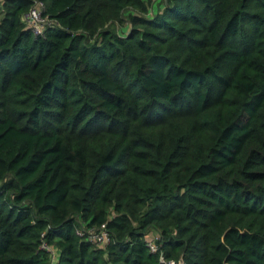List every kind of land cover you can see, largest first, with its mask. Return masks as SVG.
<instances>
[{
    "label": "trees",
    "instance_id": "trees-1",
    "mask_svg": "<svg viewBox=\"0 0 264 264\" xmlns=\"http://www.w3.org/2000/svg\"><path fill=\"white\" fill-rule=\"evenodd\" d=\"M156 2L0 0V264H264V0Z\"/></svg>",
    "mask_w": 264,
    "mask_h": 264
},
{
    "label": "built area",
    "instance_id": "built-area-1",
    "mask_svg": "<svg viewBox=\"0 0 264 264\" xmlns=\"http://www.w3.org/2000/svg\"><path fill=\"white\" fill-rule=\"evenodd\" d=\"M43 3L41 1H38L34 7L31 8V10L27 13L28 15V21L31 27L36 32H42L44 29V26L50 23L49 17L42 16V8ZM79 233H83V231H79ZM87 233L89 234V238L95 242H98L100 244H106L109 241V234L108 231L105 229V226L102 227V230L97 232L94 228H90L87 230ZM153 250H156L157 246L155 242L150 243ZM169 264H177L175 260H170Z\"/></svg>",
    "mask_w": 264,
    "mask_h": 264
},
{
    "label": "rangeland",
    "instance_id": "rangeland-1",
    "mask_svg": "<svg viewBox=\"0 0 264 264\" xmlns=\"http://www.w3.org/2000/svg\"><path fill=\"white\" fill-rule=\"evenodd\" d=\"M157 2H158V0H157ZM157 2L154 4L155 6H156ZM158 7H159V6H157V9H158ZM155 9H156V7H155ZM127 26H128V25H127ZM55 252L57 253V250H56V249H55Z\"/></svg>",
    "mask_w": 264,
    "mask_h": 264
}]
</instances>
